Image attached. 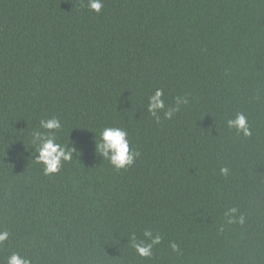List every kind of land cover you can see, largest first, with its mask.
Masks as SVG:
<instances>
[{
	"label": "trees",
	"instance_id": "trees-1",
	"mask_svg": "<svg viewBox=\"0 0 264 264\" xmlns=\"http://www.w3.org/2000/svg\"><path fill=\"white\" fill-rule=\"evenodd\" d=\"M157 88L188 100L170 120L147 111ZM237 113L251 136L227 127ZM49 118L75 151L45 175L31 133ZM105 127L133 165L95 152ZM146 228L151 257L130 238ZM4 230L0 264H264V0H0Z\"/></svg>",
	"mask_w": 264,
	"mask_h": 264
},
{
	"label": "clouds",
	"instance_id": "clouds-1",
	"mask_svg": "<svg viewBox=\"0 0 264 264\" xmlns=\"http://www.w3.org/2000/svg\"><path fill=\"white\" fill-rule=\"evenodd\" d=\"M88 7L100 13L103 8V0H88ZM163 89L157 88L151 96L148 97L147 111L160 121V114H163L164 119H171L175 112L179 111V105L187 104L186 97H177L175 107H166L164 101ZM226 125L229 129H235L237 134H242L245 137L252 135L247 117L243 113H237L233 119H228ZM41 130H34L31 133V143L36 147V161L44 165V174L50 175L60 171L63 162L70 161L75 148L68 145H62L57 142L56 133L61 129V121L57 118L41 119ZM95 152L102 158L107 159L115 169L120 170L133 165L136 157L140 153L135 149H130L128 133L120 127H105L100 133V140L95 143ZM220 173L223 176L229 174L227 167H221ZM238 209L230 208L225 216L227 223L244 224L245 217L236 215ZM223 227H221V231ZM10 233L6 230L0 231V244L8 240ZM132 247L141 257H151L153 255V247L159 245L162 241V235L159 231H153L151 228H146L143 231V239H138L135 233L131 235ZM173 251L179 253V246L176 243L170 244ZM7 264H31L30 260L19 253H12Z\"/></svg>",
	"mask_w": 264,
	"mask_h": 264
}]
</instances>
